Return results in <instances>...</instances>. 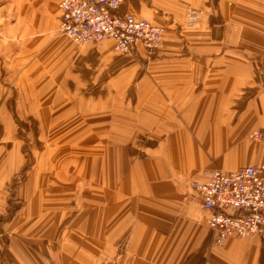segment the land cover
Instances as JSON below:
<instances>
[{"label":"crops","instance_id":"obj_1","mask_svg":"<svg viewBox=\"0 0 264 264\" xmlns=\"http://www.w3.org/2000/svg\"><path fill=\"white\" fill-rule=\"evenodd\" d=\"M61 1L0 0V264H264L263 237L213 244L191 188L212 169L264 164V0H124L163 29L151 60L134 55L155 112H108L113 136L84 125L76 143L71 124L64 137L37 124L31 145L13 115L22 101L41 113L34 58L60 38ZM121 125L148 154L122 156Z\"/></svg>","mask_w":264,"mask_h":264},{"label":"rangeland","instance_id":"obj_2","mask_svg":"<svg viewBox=\"0 0 264 264\" xmlns=\"http://www.w3.org/2000/svg\"><path fill=\"white\" fill-rule=\"evenodd\" d=\"M59 37L49 51L34 58L36 68L33 71V79L42 83V88L46 87L50 91L48 93L45 89V92L40 94L44 99L35 102L39 105L37 110H40V115L32 109L34 102L30 101L18 102L24 108L22 112H15L13 115L20 133L24 130L29 137L27 144L30 142L33 145L31 135L37 124H41L40 130L44 131H51L49 126H58V137H64L65 132L69 131L67 128H59L69 127L71 124L72 141L76 143L81 140L80 131L84 125L90 137V132L95 134L97 129L110 130L109 135L113 136L112 117L106 118L108 112H155L148 109L145 63H140L138 58L132 55L111 52L106 42L78 45L62 34ZM89 46L100 48L102 54L88 52L85 48ZM11 94H14V91H11ZM11 104L16 106L17 102L13 100ZM99 114L101 122L98 121ZM106 121L110 125L109 129H104ZM122 127L128 128L121 125L117 126L116 131L122 130ZM127 130L131 132V135L128 134L127 147L132 150H122V156H127V153L148 154L147 149L137 146L144 144V138H138V133H135L137 130L133 127ZM258 135L260 138L261 135ZM37 141L39 142V139ZM89 142L90 148L96 144V141L91 139ZM25 171L26 169L23 172Z\"/></svg>","mask_w":264,"mask_h":264},{"label":"built area","instance_id":"obj_3","mask_svg":"<svg viewBox=\"0 0 264 264\" xmlns=\"http://www.w3.org/2000/svg\"><path fill=\"white\" fill-rule=\"evenodd\" d=\"M123 1L62 0L59 33L78 45L110 42L120 54L134 56L141 46L149 60L162 46L163 29L123 12ZM200 17L199 11H188L186 27L198 25ZM191 188L208 211L207 226L215 246L232 237L264 238V164L235 171L212 169L203 181L192 182Z\"/></svg>","mask_w":264,"mask_h":264}]
</instances>
